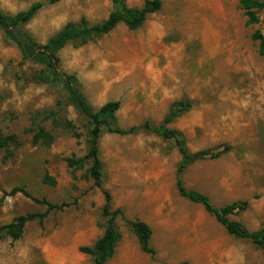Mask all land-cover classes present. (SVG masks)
<instances>
[{
    "label": "rangeland",
    "instance_id": "374dc122",
    "mask_svg": "<svg viewBox=\"0 0 264 264\" xmlns=\"http://www.w3.org/2000/svg\"><path fill=\"white\" fill-rule=\"evenodd\" d=\"M145 0H126L141 7ZM159 10L142 25L123 22L86 43L68 42L57 52L59 68L76 76L86 101L95 109L118 100L117 125L127 129L148 120L159 125L177 101L190 102L167 123L180 131L190 152L230 149L217 158L194 161L182 173L188 190L220 207L248 202L228 215L249 230L264 227V56L255 31L264 32V8L256 24H246L239 0H160ZM43 7L21 29L43 44L67 22L84 17L100 23L112 11L110 0H0V12L14 15L32 3ZM41 76L45 81L37 79ZM71 121L79 133L65 127ZM36 126L52 136L49 145L32 142ZM87 119L75 108L62 80L53 78L44 60H23L18 47L0 29V133L18 144L0 147V226L16 217L43 212L25 223L22 235L0 237V264H92L80 251L104 231V195L126 220L152 230L153 256L121 218V234L107 264H264V252L250 240L230 235L203 206L178 195L175 173L180 154L171 140L148 131L119 135L104 130L98 140L101 188L67 157L88 149ZM53 180L55 184L46 181Z\"/></svg>",
    "mask_w": 264,
    "mask_h": 264
},
{
    "label": "trees",
    "instance_id": "16d2710c",
    "mask_svg": "<svg viewBox=\"0 0 264 264\" xmlns=\"http://www.w3.org/2000/svg\"><path fill=\"white\" fill-rule=\"evenodd\" d=\"M58 1L60 0H46L50 4ZM110 1L112 11L102 22L89 24L84 17L80 18L78 22H67L54 36L50 37L43 44L37 43L28 33L21 29L22 25L31 20L43 7V2L32 3L27 9L19 11L14 15H6L0 12V29L4 38L13 42L18 47L23 60H44L52 77L62 80L75 108L88 121L87 152L81 157H67L65 159L67 166L69 168H82L87 161H90L88 174L93 180V184L97 188H101L102 162L99 158L98 140L104 130L119 135L131 134L137 131H148L165 140H171L174 142L181 156L175 173V184L178 195L194 203L201 204L204 210L213 215L230 235L236 238L248 239L264 252V227L251 231L241 222L228 218V215H234L246 210L248 207L246 200L233 201L229 204L216 207L211 203L208 196L195 190H188L183 184L181 175L194 161L206 157L217 158L230 149L229 146H224L221 150L203 149L190 152L182 133L166 126L167 123L184 112L190 105V102H174L169 113L159 125H152L146 120L139 125H133L127 129H123L116 123V112L120 106L118 100L107 101L99 108H93L81 93L76 76L68 74L59 68L57 52L68 42L86 43V41L93 37L110 32L120 22H123L129 29H136L142 25L147 14L159 10L161 7L160 0H145L141 7H131L127 5L126 0ZM238 3L246 16V24H256L259 21L258 13L264 8V0H239ZM252 38L258 41V52L264 56V32L255 31L252 34ZM37 79L45 81L41 76H38ZM64 125L74 137L79 136L75 125L71 121H66ZM32 131V142L34 144L41 143L49 145L53 140V136L41 126H36ZM17 144V138L14 134L5 136L0 133V147L7 148L10 145L15 146ZM46 181L55 184L49 178H46ZM16 192H21L33 201L45 205L46 209L43 212L20 215L12 222L1 225L0 237L7 235L14 240L18 239L22 235L26 222L34 219L42 222L50 211L61 210L68 205L64 202L53 204L46 199L33 198L24 189L19 187L12 188L6 195H13ZM102 193L104 195V204L102 206V216L105 218L104 231L91 245L81 246L79 248L80 251L91 256L92 264H107L108 260L113 257L115 247L121 237L116 225V219L121 218L137 237L140 249L144 253L153 256L155 251L149 242L152 234L149 225L139 220H126L120 209H112L110 193L107 190H102ZM179 264L188 263L182 262Z\"/></svg>",
    "mask_w": 264,
    "mask_h": 264
}]
</instances>
